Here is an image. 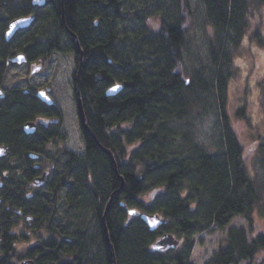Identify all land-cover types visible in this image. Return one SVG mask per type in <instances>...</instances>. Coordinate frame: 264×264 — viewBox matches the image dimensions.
Wrapping results in <instances>:
<instances>
[{"label":"trees","instance_id":"1","mask_svg":"<svg viewBox=\"0 0 264 264\" xmlns=\"http://www.w3.org/2000/svg\"><path fill=\"white\" fill-rule=\"evenodd\" d=\"M202 1L205 20L214 30L212 42L207 43L208 57L216 61L225 40L238 53L255 11L253 4H264V0ZM4 3L10 5V19L32 11L37 16L33 24L36 32L55 28L61 39L63 34L72 40L67 27L77 35L83 50L81 91L95 134H88L84 154L71 157L59 178L53 175L57 180L47 185V195L33 192L32 200L27 201L20 194L13 202V209L24 212L20 216L14 211V218L24 221V216L29 217L35 231H45L38 242L27 247L34 264H113L103 225L113 192L107 226L118 264H190L194 234L212 227L225 228L237 216L253 224L258 194L248 171L244 144L227 114L223 113L231 126H227L222 153L208 152L188 133L176 140L175 121L187 117L197 104L199 91L219 90L224 111L231 76L221 72L216 78L205 77L206 72H192L184 64L190 47V24L184 14L191 11L190 0H46L41 13L33 0H0ZM252 36L250 42L264 47L259 30ZM119 83L122 90L108 96L107 89ZM29 111L28 106L14 108L2 124L3 135L9 138L14 129L20 136L19 121ZM237 113L245 116L243 108ZM19 136L16 144L20 153L40 149ZM99 144L112 151L116 166ZM23 160L26 164L17 171H24L30 179L39 171L31 166L33 161ZM74 161L77 171L71 166ZM68 174L72 179L69 183ZM118 174L125 180L122 188ZM62 179H66L64 184ZM63 186L66 225L57 223L56 209H51ZM132 208L160 214L163 224L151 230L139 214H130ZM87 214H91L94 227L91 222L90 227L77 224V217ZM12 225L2 227L10 230ZM166 232L185 244L178 253L152 249L153 242ZM15 242L6 238L0 249L13 251ZM262 251L264 234L249 240L243 229L232 228L208 264H255ZM0 264L8 262L0 260Z\"/></svg>","mask_w":264,"mask_h":264},{"label":"rangeland","instance_id":"2","mask_svg":"<svg viewBox=\"0 0 264 264\" xmlns=\"http://www.w3.org/2000/svg\"><path fill=\"white\" fill-rule=\"evenodd\" d=\"M253 6L255 11H252L250 27L242 43L243 47L235 54L234 51L237 48L234 49L233 44L225 40L222 44L223 51H221L216 61L208 57L207 43L210 44L212 42L214 30L211 29L205 20L206 15L203 1L190 0L191 11L184 14L187 23L190 24H188L190 28L187 37V45H190V47L188 52L185 51L184 64L192 72H206L205 77L214 76L216 78L221 72L231 76L229 77L230 81L226 91L224 111L220 101L219 90H212V92L199 91L200 95L197 104L190 109L186 115L187 117L175 121V129L178 133L176 140L180 141L182 134L188 133L190 138L199 146L204 147L212 154H219L222 153L221 150L224 147L227 126L232 125L239 134L241 142L244 144L245 160H247L248 171L256 187L259 199L253 214V224L245 217L237 216L225 228L219 229L212 227L209 231L205 230L194 234L191 237L194 241V246L189 256L190 264L210 263L215 258L220 247L225 244L229 230L232 228L243 229L248 235L249 240L258 234H264V47L258 43L250 42L256 30H259V33L264 37V4L259 5V1H255ZM38 10L41 13L42 9L40 7H38ZM2 16L0 13L1 20L7 19V17ZM66 30L68 29L66 28ZM50 59L47 74H49V77H53L52 84L56 83V94L64 106L66 124L71 129L68 141L66 144H61L63 148L60 145L49 146L43 150V159L34 160V166L48 170L51 172V177V175L61 174L65 170V163L71 158L64 156L61 149L73 150L79 156L84 154L85 146L79 129L80 121H78L74 114L76 104L72 96V87L69 85L72 69L74 68V54L54 53ZM27 69L26 67L12 69L9 74V79L11 81H17L18 84H22L21 79L26 76ZM204 76L202 78H205ZM34 79H42V74L35 75ZM187 79L189 80L191 77L189 76ZM260 81H262V87H260ZM84 99L87 101L86 98ZM239 108H243L245 111L244 117L238 115L237 111ZM223 113L227 114L231 125L227 122ZM71 166L77 171L75 161ZM67 176L69 177H67V182L69 183L72 179H70L69 174ZM65 180L62 179L63 184ZM64 189L65 186L61 187V190L58 191L57 199L54 201L55 204L51 206V209H56L54 210V217L57 223L61 222L63 225H66L64 212L68 207L64 199ZM33 192L47 195V185L45 187L35 188ZM11 211L12 209L6 211L4 208L2 210V218H7L6 216L8 215L10 216ZM6 212L7 215H5ZM11 215L13 216L14 214L12 213ZM24 218L25 225H21V227L23 229L29 227L28 230H30L32 236L27 240H24V237L20 236L21 239L14 243V250H24L32 246L38 242L39 236L45 233L41 229L35 231L34 225L31 226L26 221L29 218L25 216ZM89 222L94 227V220L91 214H87L84 217H77V224H88L90 227ZM22 228L19 227L17 229V227H13L11 232H19L23 230ZM55 238L58 237L55 236ZM260 254L261 257L255 264H264V251ZM248 263L250 262L244 261L240 264Z\"/></svg>","mask_w":264,"mask_h":264},{"label":"flooded vegetation","instance_id":"3","mask_svg":"<svg viewBox=\"0 0 264 264\" xmlns=\"http://www.w3.org/2000/svg\"><path fill=\"white\" fill-rule=\"evenodd\" d=\"M9 6L10 5L6 3L0 4L1 16L7 17L6 20L0 19V162L3 161V163L0 164V243L9 237L14 238L15 241L18 242V240L21 239L20 236L24 237V240L32 236L30 230H28L29 227H27V229L21 227V225H25V221H21L20 217L14 218V216L11 215L14 211H17V214L20 216L24 213L22 209H13V202L16 201L20 194L25 195L27 201H30L33 198V189L45 187L48 184H53V182L57 180L52 175L50 177L51 172L41 167H36L39 172L28 179L27 176L25 177L24 171H17L19 167H23V165L26 164L23 159H29V162L33 161L31 166H34V160L43 159L44 149L54 145H60L63 148L61 144H66L70 136L71 129L67 126L65 120L66 112L61 100L56 94V83L52 84L53 77L51 78L49 74H47L49 61L54 53L74 54V68L72 69L69 85L72 87V96L76 104L74 114L78 121H80L78 110L79 83L77 80L80 61L79 55L77 54V35L66 26L65 27L73 36L75 42H73V38L71 40L68 35V37H65V35L62 34L61 39V35H59V32L55 28H48V31L44 32L43 30L36 32L33 22L31 26L17 30L8 39L7 30L9 23L15 19H10L7 15ZM22 16H34L35 19L37 18L32 11L31 14ZM19 55L23 57L21 61L17 59ZM21 67H26L28 69L26 76L21 79L22 84H18L17 81H11L9 79V74L12 69ZM40 73L42 74V79L35 80V75ZM81 86L82 80L80 93L85 113L88 117L85 104L86 100L83 98ZM22 96L25 97V100L22 99ZM19 105L30 107L29 114L19 121L20 136H25L29 142H35L40 147V149L36 148L35 150L31 148V150L25 153L23 152V154L18 151L16 144L17 136H19L18 132L13 129L8 138L6 135H3L4 131L2 130V124L5 118H7L6 116L10 115L14 108ZM29 123H33L36 126L33 132L27 131L26 125ZM16 125L17 120L15 122V129ZM79 129L86 150L88 134H91L83 129L81 121L79 123ZM33 137L35 138L32 140ZM61 152L68 158L77 157V154L73 150L61 149ZM3 165L6 167H2V170L1 166ZM7 168L11 171H6ZM41 176H44V179L41 184L36 185L34 180ZM59 177L58 175V178ZM8 197H10L9 200ZM4 208L6 211L12 209L10 216H6L7 218H2V210ZM5 215H7V212ZM26 221L33 226L34 223H31L33 219L29 218ZM7 223L10 225L14 224L11 226L10 230L2 227ZM18 225H20L19 227L23 230L11 232L13 227H17L18 229ZM184 246L185 244L181 242L179 249H182ZM179 249H175L173 252L178 253ZM29 255L30 253L27 248L9 252L0 249V260H6L8 264H34V259Z\"/></svg>","mask_w":264,"mask_h":264},{"label":"water","instance_id":"4","mask_svg":"<svg viewBox=\"0 0 264 264\" xmlns=\"http://www.w3.org/2000/svg\"><path fill=\"white\" fill-rule=\"evenodd\" d=\"M45 2V0H33L34 4H39V5H43ZM35 20L34 16H21V17H17L15 19H13L10 23H9V27L7 30V38L9 39L17 30L19 29H23V28H27L29 26H31L33 24ZM78 45V53H79V69H78V73H77V80L79 83V91H78V110H79V115H80V121H81V125L83 127V129L90 133L91 135L94 136L87 117H86V113H85V109H84V105H83V100L81 97V93H80V85H81V73H82V68H83V50L80 47V43L79 41L77 42ZM17 59L19 61H21L23 59V57L21 55H19L17 57ZM123 86L119 83L116 85L111 86L110 88H108V90L106 91V94L108 96H114L117 93H119L122 90ZM27 131L28 132H33L36 129L35 124L33 123H29L28 125H26ZM100 145V144H99ZM101 149L109 155V157L112 159V161L114 162L115 166L117 165L116 159L114 157V154L112 153V151L110 149H107L105 147H103L102 145H100ZM44 179V176L38 177L34 180V183L36 185L41 184L42 180ZM119 180L121 182V188L125 185V180L124 177L122 175H119ZM115 195V192H113L108 200V203L106 205L105 211H104V215H103V225H104V233H105V239L109 248V252L112 258V262L113 264H118L117 263V257H116V253H115V247L113 245V242L111 240V236L109 233V229L107 226V214L110 208V205L112 203L113 197ZM136 210H130V213H135ZM140 217L148 224V226L151 228V230H156L160 225H162L163 220L161 219V217L158 214H150V213H146L143 212L140 214ZM180 244V240L177 239V237L170 232L164 233L162 234L153 244L152 247L155 250L158 251H165V250H169V249H173V248H177ZM32 263V262H29Z\"/></svg>","mask_w":264,"mask_h":264},{"label":"bare ground","instance_id":"5","mask_svg":"<svg viewBox=\"0 0 264 264\" xmlns=\"http://www.w3.org/2000/svg\"><path fill=\"white\" fill-rule=\"evenodd\" d=\"M45 4H46V0H45V2H44V4L43 5H39V4H37L40 8H43L44 6H45ZM39 14V13H38ZM35 22H37V18L34 20V23Z\"/></svg>","mask_w":264,"mask_h":264}]
</instances>
